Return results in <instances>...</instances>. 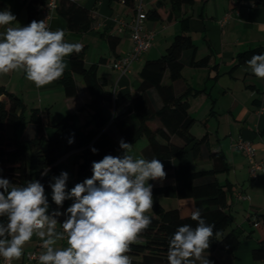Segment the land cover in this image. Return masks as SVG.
I'll list each match as a JSON object with an SVG mask.
<instances>
[{
    "label": "crops",
    "instance_id": "obj_1",
    "mask_svg": "<svg viewBox=\"0 0 264 264\" xmlns=\"http://www.w3.org/2000/svg\"><path fill=\"white\" fill-rule=\"evenodd\" d=\"M43 1L42 4L45 3ZM27 0H0V10L10 9L16 16L12 25L0 27V34L6 27L26 26ZM78 4L87 8L91 13L90 27L84 32L70 30L66 19L56 9L51 10L47 21L49 30H63L64 39L69 43H79L86 46L84 61L86 66L97 64V75L104 81L106 89L127 92L135 95L140 83L139 71L146 59L156 58L164 53L173 36L182 30L181 17H188V33L196 46L195 59L208 56L205 66L194 67L185 64L181 69L183 81L176 82L178 89L183 84L194 89L202 90L196 96H189V114L203 124V132L197 135L200 138L207 135L206 147L211 150H222L228 163V170L216 175L220 184L228 183L227 203L228 209L234 217L231 227L241 228L244 231L238 249L232 254L222 249L205 250L204 255L212 264H264V261L254 260L252 249L260 240L264 239V225L260 222L252 225L248 216L255 212L264 213V79L257 78L247 64H239L237 56L248 49L264 48V3L258 0H193L190 4L182 5L179 18L172 21L164 19L146 18L143 29L154 33L151 47L144 55L134 60L126 73L111 67L110 63L133 45L131 33L126 26L120 30L118 21L129 23L134 14L132 7L122 0H76ZM143 9L147 11L155 6L157 0H142ZM169 0H162L159 8L164 17L169 10ZM41 18L42 16L39 15ZM117 36L119 42L114 50L109 46L108 36ZM2 38V36H0ZM189 52L183 54L187 62ZM100 58L105 60L100 62ZM69 69V56L65 57ZM76 94L65 96L62 86L56 81L37 88L33 82L26 78L25 73L13 71L0 75V85L10 92L21 97L26 109L38 108L48 112L50 124L44 126L47 136L53 133L52 124L69 113H75V124L91 127L92 109L87 105L88 95L80 75L74 74ZM167 74L163 83H168ZM155 106L160 107L162 100L155 89L150 90ZM257 99L260 104L253 101ZM107 115V112L104 111ZM28 118V117H27ZM114 135L120 139V134L114 126L110 127ZM21 133V132H20ZM239 138L250 140L254 147V160L262 163L255 171L249 174L251 164L244 153L235 143ZM138 153L145 157L144 148L147 141ZM207 148H205L206 151ZM191 154L188 152L187 160L175 157L162 163L189 162ZM77 151H70L60 157L57 166L58 177L62 171L68 173L66 191H69L77 182ZM194 165V164H193ZM197 169V168H193ZM220 175L223 176V180ZM169 179L149 181V183L169 182ZM227 187V186H226ZM238 192L247 195L245 200L237 199ZM51 191H45L48 197L49 212L53 210L64 211L73 200H66L62 208L51 200ZM164 208H178L182 216L184 209L194 211V202L183 201L175 196L157 195L155 197ZM165 201V202H163ZM154 203V202H153ZM151 210L147 213H150ZM189 215V214H187ZM66 217H57V232H61V221ZM234 224V225H233ZM252 230L250 236L246 234ZM47 238V237H46ZM67 246L66 240L58 241L56 247ZM39 248L41 252L43 241L34 234L32 239L24 245L23 255L12 264H39V261H30L24 257V252ZM195 264H200L196 261Z\"/></svg>",
    "mask_w": 264,
    "mask_h": 264
},
{
    "label": "trees",
    "instance_id": "obj_2",
    "mask_svg": "<svg viewBox=\"0 0 264 264\" xmlns=\"http://www.w3.org/2000/svg\"><path fill=\"white\" fill-rule=\"evenodd\" d=\"M43 1L27 0L26 25L32 20L40 21L37 7ZM122 1L130 7L136 2ZM192 1L169 0V10L163 17L159 11L162 0H157L155 6L146 11L147 18L172 21L179 18L182 5ZM258 1L264 3V0ZM55 9L66 19L70 30L84 32L90 27V11L76 0H57ZM181 22L182 30L173 36L164 53L144 61L139 71L140 83L135 95L106 89L104 81L97 75L98 63L89 66L85 64V45L81 44L79 53L74 52L69 56L70 67L57 82L62 86L65 96H74L76 84L73 75L81 76L88 95L87 105L92 109L91 127L76 125L75 113H69L52 124L53 133L47 136L44 126L50 124L48 112L31 108L27 118L26 106L21 97L0 85V177L9 179L16 186H25L28 181L38 180L44 185L45 191H51L50 183L54 182L52 178L57 175L58 160L76 150V179L79 183L91 177L93 161H99L108 154L115 156L120 150L121 138L132 143L145 135V159L157 158L167 162L185 152L191 154L189 162L163 163L167 174L164 179L170 181L151 183L153 197L164 195L192 198L194 208L201 210L206 223L215 225L207 250L219 248L233 254L241 243L244 231L237 227L228 228L234 221L227 203L229 185L220 184L216 178L218 173L228 170L226 157L222 150L206 147V134L196 138L190 132L195 119L188 112V97L196 96L202 90L194 89L186 83L180 90L176 84L183 81L181 69L185 64L201 67L207 64L209 58L205 56L195 59L196 46L188 33V17H181ZM108 41L114 50L119 38L110 35ZM186 51L189 52L187 62L183 60ZM257 54H264V48L256 47L240 52L235 66L246 64L247 60ZM104 60L100 58V62ZM166 74L169 82L163 83ZM151 89L158 92L162 100L160 107L155 106ZM253 102L260 104L257 99ZM111 125L120 134V139L114 135ZM20 127H23L21 133ZM260 133L264 135V129ZM73 134L74 143L70 144L68 141ZM92 147L98 149V152L94 154ZM201 162H208L210 166L192 168L193 164ZM45 172L46 175H42ZM146 215L152 223L131 246L128 255L132 258V264H168L171 236L179 226L191 225L195 228L197 222L191 219V214L182 216L178 208H164L158 201L153 203V209ZM247 219L252 225L257 222L264 225V213L255 212ZM0 222L6 223V217L0 218ZM251 232L246 236H250ZM251 252L254 260L264 261V239Z\"/></svg>",
    "mask_w": 264,
    "mask_h": 264
},
{
    "label": "clouds",
    "instance_id": "obj_3",
    "mask_svg": "<svg viewBox=\"0 0 264 264\" xmlns=\"http://www.w3.org/2000/svg\"><path fill=\"white\" fill-rule=\"evenodd\" d=\"M14 21L10 9L0 10V27ZM0 36V75L22 70L37 88L61 78L67 67L64 58L82 49L79 43L66 42L63 30H49L44 20L6 27ZM245 63L257 78L264 79V54L253 55ZM68 142L74 143V134ZM119 148L122 155L108 154L93 161L91 177L69 191L67 172L52 178L55 205L62 208L66 200H73L64 211L49 212L45 187L38 180L16 186L0 177V218L6 217V223L0 222V257L6 264L22 257L24 245L34 234L45 249L39 264H132L131 246L152 223L146 215L153 209L149 181L163 180L167 174L161 160L132 155L133 145L123 138ZM91 151L95 154L98 149ZM194 209L191 219L196 227L177 228L168 243V264H212L204 253L215 225L207 224L201 210ZM62 216L66 217L60 222L62 231L57 232V217ZM64 240L66 247H56Z\"/></svg>",
    "mask_w": 264,
    "mask_h": 264
},
{
    "label": "built area",
    "instance_id": "obj_4",
    "mask_svg": "<svg viewBox=\"0 0 264 264\" xmlns=\"http://www.w3.org/2000/svg\"><path fill=\"white\" fill-rule=\"evenodd\" d=\"M56 5L57 0H46L44 4H41L37 7L39 15L42 16L40 18V21L44 20L48 28V15L51 10H55ZM132 10L134 14L129 23H124L121 19L117 21L120 30L124 26L129 28L131 38L133 40V45L127 52L123 53L110 63L111 67L119 70L122 74L126 73L130 69V66L134 60L138 59L146 50L151 47L154 36V33L151 30L143 29V22L147 18V15L146 11H144L143 9L142 0H136L135 5L132 7ZM113 91L116 92L115 89H113ZM109 122L107 123V125L109 124ZM235 145L244 153V155L251 163L248 170L249 174L252 176L255 175V171L262 166V163L254 160L255 152L252 142L250 140L239 138L236 140ZM236 197L239 200H245L247 198V195L243 192H238ZM41 253L42 252L39 250V248H35L33 250L25 251L24 257L30 261H39L38 257ZM0 264H6L2 257H0Z\"/></svg>",
    "mask_w": 264,
    "mask_h": 264
},
{
    "label": "rangeland",
    "instance_id": "obj_5",
    "mask_svg": "<svg viewBox=\"0 0 264 264\" xmlns=\"http://www.w3.org/2000/svg\"><path fill=\"white\" fill-rule=\"evenodd\" d=\"M145 53V52H144ZM144 53L141 55V57L144 55ZM25 115L26 117L29 116V111H25ZM23 127H20L19 129V133L22 131ZM8 131L10 130V127H8L7 129ZM203 124L200 122V121H196L192 124V127H191V132H195L197 135H200L203 131ZM194 134V133H193ZM143 141H147V137L145 135L141 136L139 139H137L135 142H132L131 144L133 145V149H132V155H134L135 157H141V154L138 153V150L139 148L143 147V144L144 142ZM118 155H122V152L121 150H119L118 152L115 153V156H118ZM179 159L180 158H183L184 160H187L188 158V152H185L181 155L178 156ZM210 166V163L208 162H201V163H196L194 165H192V168H207ZM221 179L223 180V176L220 175ZM183 201H193L192 198H189V197H186V198H181ZM155 200H157L155 197H153V202H155ZM165 202V201H163ZM183 214L187 215V214H191V212L188 213V211H186L184 209L183 211ZM234 225V224H233ZM232 226V224H231ZM230 228V227H228Z\"/></svg>",
    "mask_w": 264,
    "mask_h": 264
}]
</instances>
